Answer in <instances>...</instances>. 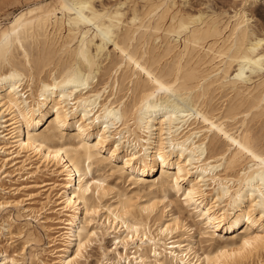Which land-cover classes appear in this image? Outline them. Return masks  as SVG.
<instances>
[{
    "label": "bare ground",
    "instance_id": "1",
    "mask_svg": "<svg viewBox=\"0 0 264 264\" xmlns=\"http://www.w3.org/2000/svg\"><path fill=\"white\" fill-rule=\"evenodd\" d=\"M185 1H35L0 21V264L93 247L92 264H264L256 0Z\"/></svg>",
    "mask_w": 264,
    "mask_h": 264
},
{
    "label": "rangeland",
    "instance_id": "2",
    "mask_svg": "<svg viewBox=\"0 0 264 264\" xmlns=\"http://www.w3.org/2000/svg\"><path fill=\"white\" fill-rule=\"evenodd\" d=\"M35 1H45V0H0V21L1 22L7 21V18L10 17L12 13L18 12L20 8H23L27 4L33 3ZM103 1L106 2V0ZM115 1L116 0H107L106 3L111 4ZM208 3L210 4L211 7L209 6ZM239 6H240V0H189V1H185L184 4V8H186L187 10H192V9H193L192 11H196L197 9H204V10L206 9V10H215V11L222 10L228 13L230 12L233 13V11L237 9ZM247 9H248V15H250V17L252 16L250 22L253 28H255V30L260 33H264V0H256L255 2H252L249 6H247ZM35 160L36 159H34L33 157L32 161L35 162ZM158 173L159 171L157 172V174ZM50 177L51 176L47 172V170H43V172L37 174L35 180L41 182L42 180H48ZM34 190L41 192L44 191L42 190V188H34ZM50 205L51 206L55 205V203H51ZM46 214L48 215L49 213ZM36 228L39 231V237H40L39 239L41 240L40 244L42 245L46 244L48 240L46 232L39 226H37ZM4 242L5 240L2 239L1 243ZM92 252H93V256L91 257V261L89 264H92L94 262V258L98 254L95 247H93Z\"/></svg>",
    "mask_w": 264,
    "mask_h": 264
}]
</instances>
